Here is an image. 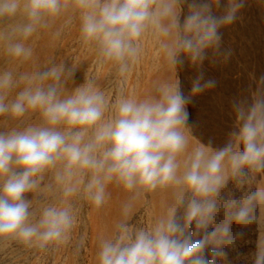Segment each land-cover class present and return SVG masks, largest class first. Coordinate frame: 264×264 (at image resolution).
<instances>
[{
  "label": "clouds",
  "instance_id": "obj_1",
  "mask_svg": "<svg viewBox=\"0 0 264 264\" xmlns=\"http://www.w3.org/2000/svg\"><path fill=\"white\" fill-rule=\"evenodd\" d=\"M245 3L0 0V47L13 65L0 70V117L40 116L38 123L0 131V247L15 243L48 253L68 245L78 222L77 201L102 208L110 184L130 196L113 234L99 242V264H217L250 225L261 231L264 75L251 103H233L235 130L217 149L196 139L188 124L187 105L216 84L202 71L188 95L176 75L143 98L123 88L148 39L175 73L182 55L199 67L209 49L220 54V30L237 20ZM61 20L62 27L78 22L80 42L95 52L97 66L115 70L120 79L114 98L95 76L69 90L75 63L19 70L33 56L30 39ZM230 181L242 190L238 198L225 191ZM158 194L168 195L166 210L150 226L130 223L136 202ZM251 261L264 264L261 235Z\"/></svg>",
  "mask_w": 264,
  "mask_h": 264
},
{
  "label": "rangeland",
  "instance_id": "obj_2",
  "mask_svg": "<svg viewBox=\"0 0 264 264\" xmlns=\"http://www.w3.org/2000/svg\"><path fill=\"white\" fill-rule=\"evenodd\" d=\"M186 14L185 4L182 5L181 20ZM62 24V20L57 21L52 29H42L30 39L33 56L19 70L34 71L48 66L51 61L59 64L64 60L69 66L75 63L78 66L73 80L67 85L69 90L84 83L86 75L95 76L109 97L114 98L116 81L120 79L115 70L110 66L103 69L97 66L95 52L80 42L78 22L74 21L66 27ZM58 29L61 35L57 37L54 32ZM220 31V54H214L209 49L208 58L199 67L193 66L182 55L184 63L177 65L176 73L158 58L155 44L150 39L146 40L140 62L123 84L125 94L143 98L153 91L157 82L174 80L175 75L185 95L190 94L192 81L201 71L205 80H215V87L194 96L192 103L187 105L188 124L194 137L214 149L223 147L229 133L235 130L233 103L242 100L251 103L252 93L257 89L259 78L264 75V0H246L237 20ZM224 53L230 54L225 57ZM8 60L3 47H0V70L13 66ZM39 120L38 112H30L20 121L0 117V131L38 123ZM192 143L194 145L195 141ZM260 183H264V178ZM225 191L232 192L237 198L242 194L232 181ZM107 192V202L98 210L87 201H77L78 222L68 245L45 253L13 243L0 247V264H99V242L113 234L116 222L122 217V207L130 196L128 191L115 184L108 185ZM27 198L31 199L32 194H27ZM168 202L167 194L149 195L137 201L130 223L150 226L166 210ZM34 206L39 207V204ZM261 220V231L257 224L250 225L244 239L237 242L236 249L229 250L227 259H218L217 264H252L251 256L259 236L264 237V213ZM233 229L235 231L237 226L234 225Z\"/></svg>",
  "mask_w": 264,
  "mask_h": 264
}]
</instances>
